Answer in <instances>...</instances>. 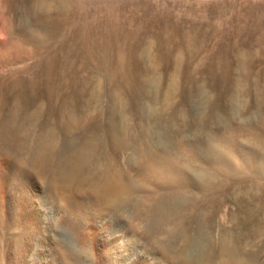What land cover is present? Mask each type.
Listing matches in <instances>:
<instances>
[{
  "label": "rangeland",
  "instance_id": "rangeland-1",
  "mask_svg": "<svg viewBox=\"0 0 264 264\" xmlns=\"http://www.w3.org/2000/svg\"><path fill=\"white\" fill-rule=\"evenodd\" d=\"M57 1L0 0V129L20 97L27 104L10 125L32 136L47 124L54 146L48 172L18 166L30 189L18 174L0 195V264H197L205 255L219 264L221 238L234 242L240 264H264V0H78L82 12L43 16L44 3ZM82 13L129 30L124 60H70L47 78L44 59L69 40ZM53 27L45 42L26 38L28 29L46 35ZM0 131V149H10L12 136ZM217 146L236 161L233 171ZM153 150L173 152L185 178L168 175L165 184L147 176L141 157L154 158ZM82 151L81 169L96 186L112 182L115 170L129 191L99 200L68 180L65 163ZM200 173L214 178L206 190L196 184ZM56 187L69 200L57 198ZM30 191L25 213L20 201Z\"/></svg>",
  "mask_w": 264,
  "mask_h": 264
},
{
  "label": "bare ground",
  "instance_id": "bare-ground-1",
  "mask_svg": "<svg viewBox=\"0 0 264 264\" xmlns=\"http://www.w3.org/2000/svg\"><path fill=\"white\" fill-rule=\"evenodd\" d=\"M44 8H43V16H48L50 13H56L59 15H63V12L69 11V10H73V8L75 7L76 10L82 12L80 9H82L81 3L78 0H59L57 1V4L54 3H44ZM41 11V12H42ZM75 12V11H74ZM67 13V12H66ZM65 13V14H66ZM74 14V13H73ZM50 16V15H49ZM77 22L78 25L76 26L75 31H73L72 36H70L69 40L64 43V44H59L57 48H55V51H53L52 53L48 54L46 56V58L44 59V63L46 64V68H44L45 73H46V77L48 78V76L50 77L51 75H53V73H55L56 71H58V73H60L58 67H56L57 64L60 63H64L67 64L70 60H78L80 58H85L87 60H91V61H104V60H110L113 62H121L124 60V50H125V44H127L128 42H130L131 40V35L128 29L123 30L122 28H120L119 24L115 21V20H109L104 24H95L93 22V20H91L89 18V15L82 13L80 16H77ZM76 17V18H77ZM113 17V16H111ZM55 18V17H54ZM65 18V16H64ZM51 19V18H50ZM73 20V19H72ZM108 20V19H107ZM73 22V21H72ZM75 22V21H74ZM52 25V24H50ZM21 32V31H20ZM45 34H42L41 32H38L36 30L33 29H28L25 31L26 34V38L30 39V40H36L39 43L45 42L46 39H48V37H50V35L55 36V34H57L54 30V27L50 30L49 32H45ZM62 43V42H61ZM56 47V46H55ZM127 54V53H126ZM118 64V63H117ZM62 70V69H61ZM57 73V74H58ZM59 76V75H57ZM54 79V78H53ZM51 80V79H50ZM48 82V81H47ZM50 82V81H49ZM48 84V88L52 89L53 88V84L51 83H47ZM47 94H56L57 93H47ZM13 96V95H12ZM49 96V95H48ZM55 96V95H54ZM118 96V95H117ZM53 97V96H52ZM18 101H16V106H14L15 112H12L11 114H9V118L8 120H4L6 122L2 123L3 128H1L0 130H2V132L5 134H1L4 135L5 138L7 139L8 135L9 137L12 136L13 142L12 144L10 143L11 146V150L7 149V150H2L0 149V195H4V190L6 187L10 186V182H12V179L17 178L18 179V174H19V169L20 167H18L19 165H21V163H23V167H25L29 172H38L36 174H39L42 171H47L48 167L51 166L50 164V159L52 158V145H53V134L52 129H50L47 124H43V126L41 127L40 131L38 130L37 134L35 133V135H28L27 136V130H23L24 128L26 129L27 126L24 125V127L22 128L21 126L19 127V129L14 130L13 125H10V123L12 121H16V118L20 115V111L25 109L24 107V102L20 97H18ZM17 99V98H16ZM117 99V98H115ZM26 103V102H25ZM27 104V103H26ZM68 105V103H66ZM65 104V105H66ZM117 104V103H116ZM121 105V104H120ZM26 106V105H25ZM116 106V105H115ZM119 106V105H118ZM67 107V106H65ZM120 107V106H119ZM12 108V107H11ZM23 108V109H22ZM119 109V108H118ZM17 113H19L18 115H16V111H18ZM28 110V109H27ZM64 111V110H63ZM119 111V110H118ZM39 112V111H38ZM34 113V112H33ZM124 113V112H123ZM77 116V115H76ZM71 118V117H70ZM18 119V118H17ZM22 119V118H21ZM28 119H31L30 116H28V118L23 119V122L26 123L25 121H28ZM34 119V118H33ZM128 119V118H127ZM72 119H70L69 121H71ZM75 120V119H74ZM68 121V122H69ZM128 121V120H125ZM22 122V123H23ZM72 122V121H71ZM17 123V122H16ZM27 125V123H26ZM113 125V124H112ZM23 126V125H22ZM111 126V125H110ZM114 126V125H113ZM29 127V126H28ZM32 127V126H31ZM116 127V126H115ZM108 128V127H107ZM32 129V128H31ZM115 129V128H114ZM113 129V130H114ZM22 130V131H21ZM29 130V129H28ZM37 130V129H36ZM54 130V129H53ZM33 131V130H32ZM1 132V131H0ZM31 132V131H30ZM110 132V131H108ZM114 132V131H113ZM118 132L115 130V133ZM121 132V130H119V133ZM93 133V132H92ZM7 134V137H6ZM31 134V133H29ZM33 134V133H32ZM107 134V133H106ZM121 134V133H120ZM120 134H115L113 136V142L116 145H122L124 143V138L122 135ZM11 135V136H10ZM86 135V134H85ZM109 135V134H108ZM119 135V136H118ZM97 138H99L97 136ZM96 138V139H97ZM2 139V138H1ZM104 139V138H103ZM173 139V138H172ZM4 140V139H2ZM8 140H10V138H8ZM100 140V139H99ZM109 140V139H107ZM131 140V139H130ZM6 141V140H5ZM128 141V139H127ZM56 142V141H54ZM6 143V142H5ZM100 143V142H99ZM179 143V142H178ZM9 144V143H8ZM101 144V143H100ZM127 144V143H126ZM143 144V143H142ZM184 144V143H183ZM56 145V144H54ZM82 145V144H81ZM94 145V144H93ZM115 145V146H116ZM125 145V143L123 144ZM137 145V144H136ZM164 145V144H163ZM179 145V144H178ZM218 145V144H217ZM2 146V145H1ZM4 146V145H3ZM57 146V145H56ZM149 146V145H148ZM182 146L184 145H180V147L182 148ZM227 146V145H226ZM83 146H81L80 148H82ZM93 147V146H91ZM123 147V146H122ZM138 147V146H137ZM147 147V146H145ZM52 148V149H51ZM96 148V147H95ZM124 148V147H123ZM126 148V147H125ZM129 148V147H128ZM160 148V147H159ZM180 148V149H181ZM150 149V148H149ZM179 149V148H178ZM215 149V148H212ZM93 150L94 147H93ZM134 150V149H133ZM142 150V149H140ZM136 151V149L134 150V152ZM144 151V150H143ZM146 151V150H145ZM151 151V149H150ZM157 151V149H156ZM155 151V153H156ZM167 150H165V152L162 153V155H156L154 156V150L152 153V155L154 156L151 157V153L150 154V159L149 158H144L142 159L141 157V162L140 164H142L145 167L146 170V174L147 176L155 179L156 181H164L166 180V177L169 178L168 175H174V176H178V177H182V171L181 169H183V167H181L179 165V163L176 161L175 157L172 154H169L168 152H166ZM80 152V151H79ZM86 151H82L81 154L79 155V157L77 159L72 160V155H69L71 157V161H67V157H66V163L65 165L68 163L67 165V169H69V176H68V180H75V183L78 184V186L80 185H85L87 186L89 189H91L92 192H94L99 200L101 199L100 197H106L109 195H113V196H118L122 193H124L125 191H129L130 187L125 185V183L121 180V176L118 172H115L114 170V179L112 182L105 181L104 183H102L99 186H96L94 181H93V177L91 174L88 173H84V171H86V169L83 171L81 169V167L83 166V158L85 159V156L87 153H85ZM90 152V151H89ZM103 152V150H102ZM137 152V151H136ZM147 152V151H146ZM160 152V150H159ZM157 151V153H159ZM214 154L218 155V159L220 162L223 163L224 167L231 169L233 171V169H235L236 166V161L234 162L233 158L230 156H226L225 153H223V150L220 147H216V149L214 150ZM144 153V152H143ZM90 154V153H89ZM93 154V153H92ZM135 154V153H134ZM138 154V153H137ZM145 154V153H144ZM237 154V153H236ZM95 155V154H94ZM101 155V153H100ZM139 155V154H138ZM141 155V154H140ZM229 155V154H228ZM21 156H23V158H21ZM76 156V155H75ZM146 156V155H145ZM148 156V155H147ZM215 156V155H214ZM109 157V156H108ZM140 157V156H139ZM149 157V156H148ZM216 157V156H215ZM228 157H230L231 159H229ZM12 159L11 161L13 162V164H10V166L6 165L9 162V159ZM25 158V160H23ZM88 158V157H87ZM217 158H215L214 160H218ZM257 158V157H256ZM254 158L255 160H253L252 165L256 167L259 166L258 160ZM69 159V158H68ZM151 159L153 160V162L151 161ZM54 160V159H53ZM60 159H58L59 161ZM83 160V161H82ZM151 161V162H150ZM218 161V162H219ZM25 162V163H24ZM63 162V161H62ZM106 162V161H105ZM219 162V163H220ZM60 163V161H59ZM83 163V164H82ZM109 163V162H108ZM217 163V162H214ZM217 163V164H219ZM137 164V163H136ZM139 164V163H138ZM238 164V163H237ZM82 165V166H81ZM221 165V164H220ZM251 165V164H250ZM101 166V165H100ZM62 167V166H61ZM60 170H63L61 169ZM63 167V168H65ZM82 167L83 169L86 168ZM181 167V169H180ZM22 168V166H21ZM25 168V170H26ZM51 168V167H50ZM89 168V167H88ZM100 168V167H99ZM142 168V167H140ZM187 168V167H186ZM104 169V168H103ZM110 169V168H109ZM108 169V170H109ZM90 170V169H89ZM100 170V169H99ZM105 170V169H104ZM140 170V169H139ZM144 170V169H141ZM230 170V172H231ZM261 170V169H260ZM50 171V170H49ZM53 171V170H52ZM59 171V170H58ZM65 172L67 171L66 169L64 170ZM129 171V170H128ZM187 170H185L184 172H186ZM236 171V170H235ZM48 172V171H47ZM97 172V171H96ZM140 172V171H139ZM188 172V171H187ZM190 172V171H189ZM254 172V171H253ZM260 172V171H259ZM43 173V172H42ZM62 173V171H61ZM68 173V172H67ZM91 173V172H90ZM112 174V172H110ZM109 173V174H110ZM142 173V172H141ZM228 173V172H227ZM65 176L66 173H63ZM140 174V173H139ZM144 173H142L143 176ZM20 175V174H19ZM45 175V172L44 174ZM61 175V174H60ZM59 175V176H60ZM94 178L98 175L93 174ZM96 175V176H95ZM108 175V174H107ZM145 175V174H144ZM182 175V176H181ZM195 175V174H194ZM197 175V174H196ZM195 175V176H196ZM201 175V173H200ZM222 175V174H221ZM226 175V174H225ZM37 176V175H36ZM40 176V174H39ZM54 176V175H53ZM62 176V177H63ZM109 176V175H108ZM140 176V175H139ZM140 176L139 178L142 179L143 177ZM146 176V175H145ZM194 176V177H195ZM199 176V175H197ZM196 176V177H197ZM21 177V178H20ZM19 180L21 183H23L22 185H24L27 189H30L32 187V182L30 181V175L27 174V172L23 173L22 176L20 175ZM61 177V178H62ZM103 177V176H102ZM112 177V176H110ZM184 177V176H183ZM193 177V179H194ZM200 177V176H199ZM213 176H211L208 173H205L203 175H201L199 179V181L194 180V182H198L196 184L199 185V187H201L202 189L208 188L209 184L211 182H213L214 178H212ZM51 178V177H48ZM55 178V177H54ZM107 178V177H106ZM109 178V177H108ZM148 178V177H146ZM185 178V177H184ZM60 179V178H59ZM65 179V177H64ZM99 179V178H98ZM111 179V178H110ZM132 179V178H131ZM135 179V178H134ZM145 178H143L142 180L144 181ZM153 179H150L151 181ZM179 179V178H178ZM192 179V178H191ZM192 179V180H193ZM196 179V178H195ZM106 180V179H105ZM129 180V179H128ZM146 180V179H145ZM185 180V179H184ZM48 181V180H47ZM52 181V180H51ZM54 181V180H53ZM56 181V180H55ZM63 181V179L61 180ZM130 181V180H129ZM134 181V180H133ZM132 181V183H134ZM147 181V180H146ZM149 181V180H148ZM154 181V180H153ZM155 181V182H156ZM190 181V180H189ZM18 182V181H17ZM49 182V181H48ZM47 182V183H48ZM145 182V181H144ZM167 181H164V183ZM170 182V181H169ZM187 182V181H186ZM51 183V182H50ZM54 183V182H53ZM73 183V182H72ZM148 183V182H147ZM154 183V182H152ZM163 183V182H162ZM191 183V181H190ZM189 183V184H190ZM34 184V183H33ZM38 184V183H37ZM66 184V183H65ZM80 184V185H79ZM156 184V183H155ZM160 184V183H159ZM166 184V183H165ZM195 184V183H194ZM13 185V184H12ZM11 185V186H12ZM15 185V184H14ZM52 185V184H51ZM54 185V184H53ZM134 185V184H133ZM158 185V184H156ZM161 185V184H160ZM197 185V187H198ZM18 186V185H17ZM34 186V185H33ZM36 186V185H35ZM73 186V185H72ZM77 186V185H76ZM75 186V187H76ZM137 186V185H136ZM81 187V186H80ZM135 187V186H134ZM134 187L132 189H134ZM138 187V186H137ZM13 188V187H12ZM58 190H55V196L59 199H66L69 200V196L68 194H66V191L64 189L58 188L56 187ZM79 189V187H77ZM136 188V187H135ZM143 188V187H141ZM162 188V187H161ZM165 188V187H163ZM22 189V188H21ZM131 189V190H132ZM166 189V188H165ZM200 189V188H199ZM9 190V188H8ZM23 190V189H22ZM33 190V189H32ZM85 190V189H83ZM141 190V189H140ZM38 191V190H37ZM80 191V189H79ZM143 191H145L143 189ZM176 191V190H175ZM131 192V191H130ZM30 192H26L24 194H22V199L20 202H22L21 204V208L23 209V211L25 213H29L30 211ZM138 193V192H137ZM19 195V194H18ZM41 195V194H40ZM9 197V196H8ZM71 197V196H70ZM37 198V197H36ZM180 198V197H179ZM126 199H128V197H126ZM70 201H72L73 203V198H70ZM181 201V200H180ZM36 202V201H35ZM142 202V201H141ZM159 202V201H158ZM117 203V202H116ZM157 203V202H156ZM163 203V202H162ZM20 204V203H19ZM35 204V203H34ZM95 204H98L97 202H95ZM119 204V203H118ZM78 205V203H77ZM117 205V204H116ZM79 206V205H78ZM97 206V205H96ZM115 206V205H114ZM118 206V205H117ZM116 206V207H117ZM154 206V205H153ZM159 206V205H158ZM162 206V205H161ZM85 207V206H84ZM83 207V208H84ZM90 207V206H89ZM121 207V206H120ZM78 208V207H77ZM88 208V207H87ZM86 208V210H87ZM135 208V207H134ZM139 209V207H137ZM146 208V207H145ZM154 208V207H153ZM166 208V207H165ZM39 209V208H38ZM97 208L95 209V205L93 207H90L89 212L91 210H95L97 211ZM160 209V208H159ZM169 209V208H168ZM173 209V208H172ZM83 210V209H81ZM84 210V211H86ZM87 210V211H88ZM150 211V210H149ZM152 211V210H151ZM154 211V210H153ZM164 211V210H162ZM161 211V212H162ZM88 212V213H89ZM172 212V211H171ZM84 213V212H83ZM155 213V212H154ZM159 213V212H158ZM87 214V213H86ZM144 214V213H143ZM180 214V213H179ZM178 214V215H179ZM136 215V214H135ZM155 215V214H154ZM154 215H153V219H154ZM158 215V214H157ZM90 216V214H89ZM163 216V215H162ZM94 217V216H93ZM137 217V216H136ZM151 217V216H150ZM158 217V216H157ZM180 217V216H179ZM159 218V217H158ZM163 219V218H162ZM152 220V219H151ZM150 220V221H151ZM148 221V222H150ZM94 223V221H93ZM179 223V222H178ZM202 223V222H201ZM98 226V225H97ZM153 226V225H151ZM155 226V225H154ZM160 226V225H159ZM166 226V225H165ZM164 226V227H165ZM201 226V224H200ZM96 227V226H95ZM127 227V226H125ZM124 227V228H125ZM150 227V226H149ZM198 227V226H197ZM123 228V227H122ZM155 228V227H154ZM160 228V227H159ZM159 228L157 230H159ZM130 229V228H129ZM128 228L125 229V234H129ZM147 229H149L147 227ZM151 227L150 230L151 231ZM156 229V228H155ZM146 230V229H145ZM153 230V229H152ZM200 230V229H199ZM197 230V231H199ZM94 231V230H93ZM122 232V231H121ZM152 232V231H151ZM154 232V231H153ZM88 233V232H87ZM123 233V232H122ZM124 234V235H125ZM131 234V233H130ZM152 234V233H150ZM153 234H156L153 233ZM123 235V234H122ZM121 236V235H120ZM153 236V235H152ZM188 235L186 234V237ZM143 237V236H142ZM223 237V236H222ZM197 238V237H196ZM89 239V238H88ZM129 239V238H128ZM229 239V238H228ZM91 240V239H90ZM135 240V239H134ZM175 240V239H174ZM189 240V239H188ZM188 240L186 239V241L188 242ZM194 240L193 239V244H194ZM222 242L220 244V248H219V252H220V263L221 264H240V261H242L244 258H241L242 260L239 259V256L237 255V250L234 247V242L229 243L228 240H226L225 238H221ZM233 241V239H231ZM123 241V240H122ZM139 241V239H138ZM146 241V239H145ZM145 241H140V244L142 247H146L148 245L149 242H145ZM156 241V240H155ZM190 241V240H189ZM112 242V241H111ZM125 242V241H124ZM157 242V241H156ZM162 243V242H160ZM174 243V242H173ZM203 243V242H202ZM131 244V243H130ZM150 244V243H149ZM184 244V243H183ZM188 244V243H185ZM237 244V243H236ZM127 245V244H126ZM160 245V244H159ZM163 245V244H161ZM167 245V244H166ZM164 246V245H163ZM169 246V245H167ZM190 247V246H189ZM206 247V246H205ZM162 248V247H161ZM175 248V247H174ZM185 248V247H184ZM193 248V247H192ZM145 249V248H144ZM163 249V248H162ZM169 249V248H168ZM177 249V247H176ZM165 251L167 249H164ZM171 250V249H170ZM175 250V249H174ZM173 250V251H174ZM185 250V249H184ZM206 250V249H204ZM163 251V250H162ZM161 251V252H162ZM164 251V253H165ZM160 252V251H159ZM169 252V251H167ZM216 252V251H215ZM170 253V252H169ZM177 253V252H176ZM141 254V253H140ZM143 254V253H142ZM145 254V253H144ZM181 254V253H180ZM184 254V253H183ZM187 254V253H186ZM199 254V253H198ZM177 255V254H176ZM179 255V253H178ZM182 255V254H181ZM180 255V260L181 257ZM201 257L202 255L199 254ZM142 256V255H141ZM173 256L175 257V254H173ZM148 257V256H147ZM173 257V258H174ZM188 257V255H187ZM198 257V256H197ZM196 259H201V257H198ZM209 257V255H208ZM207 257V258H208ZM146 258V257H145ZM206 255L205 257L203 256V258L200 260V262L198 260H196V262H199L197 264H212L209 261V258L207 259ZM119 259V258H118ZM186 259L183 257V260ZM189 259V258H188ZM149 260V259H148ZM187 260V259H186ZM193 260V258H192ZM211 260V258H210ZM118 261V260H117ZM175 262V258L173 260ZM190 261V260H188ZM246 260H244L245 262ZM99 262V261H98ZM152 262V261H150ZM213 262V261H212ZM218 262V261H217ZM216 262V264H217ZM248 262V261H246ZM189 264L191 263L188 262ZM195 263V262H192ZM219 263V264H220ZM242 263V262H241ZM252 264L250 261L248 262V264ZM247 264V263H245Z\"/></svg>",
  "mask_w": 264,
  "mask_h": 264
}]
</instances>
